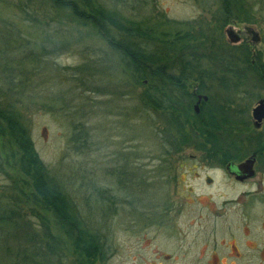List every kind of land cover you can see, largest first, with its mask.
Masks as SVG:
<instances>
[{"label": "rangeland", "instance_id": "obj_1", "mask_svg": "<svg viewBox=\"0 0 264 264\" xmlns=\"http://www.w3.org/2000/svg\"><path fill=\"white\" fill-rule=\"evenodd\" d=\"M23 1L0 0V47L2 37L11 41L4 56L0 48V68H14L21 58L20 67L27 74L15 68L13 78H25L29 84L20 96L10 95L9 101L18 110L41 161L61 184L79 217L101 238L104 258L93 264H207L206 251H197L192 243L195 237L204 241L205 226L196 223L202 210L195 205L183 206L175 195L177 183L179 190L186 189V184L197 185L192 174L185 179L169 154L182 150L179 136L167 130L156 112L139 103L137 97L143 88L128 85V72L125 75L117 56L92 27L60 18H47V25L32 27L29 19H22ZM236 1L246 20L222 24L220 0H98L116 17L137 23L141 29H156L157 34L171 40L176 34H190L196 39L190 44H201L203 53L221 52L228 46L249 50L248 60H254L259 72L249 73L247 84L234 90L238 98L217 87L202 93L199 96L207 97L203 107L225 104L227 95L237 100L231 104L254 105L264 97V81L259 78L260 73L264 77V0ZM38 2L33 0L35 8ZM41 5L45 8L43 2ZM229 26L241 31L244 42L231 44L227 40L225 30ZM246 28L258 34V44L250 43ZM20 42H28L29 50L37 53L42 46L49 51L39 65V74L31 75L32 63L15 50ZM79 67L87 70V76L97 74L96 78L103 80L96 84V92L79 76L73 77ZM195 85L191 82L189 92ZM75 125L87 131L84 144L80 138L72 141ZM165 138L171 141L170 146L164 144ZM196 193L203 195V190ZM187 199L191 203L190 197ZM29 207L18 200V226L9 231L17 236L0 237V264H14L23 247V235L25 239L26 234L41 235ZM47 219L51 227L52 218ZM57 233L63 251L55 245L53 251L31 248L25 251L26 263L41 261L39 253L47 255V264H80L82 260L72 251L70 241ZM41 238L37 239L39 244Z\"/></svg>", "mask_w": 264, "mask_h": 264}, {"label": "trees", "instance_id": "obj_2", "mask_svg": "<svg viewBox=\"0 0 264 264\" xmlns=\"http://www.w3.org/2000/svg\"><path fill=\"white\" fill-rule=\"evenodd\" d=\"M41 2L45 8L41 7ZM20 4L24 7L20 8L22 19H29L32 27L47 25V18H60L70 24L92 27L105 41L108 50L117 56L125 75L128 72V85L143 88L137 97L139 103L145 109L156 112L167 126V130L173 131L179 137L193 135V119L203 118L202 115L192 119L189 117L193 103V94L189 92L191 82L196 83L197 93L206 94L217 87L237 97L236 89L247 84L249 73L259 72L250 64L248 58L251 53L246 47L245 51L228 46L221 52L203 53L201 44H190L196 41L190 34H176L171 40L167 35L157 34L156 29H141L136 27L137 23L116 17L111 9L105 8L98 0H40V8L34 7L33 0H25ZM219 12L222 24L244 21L247 18L236 0H220ZM242 15L245 18L242 19ZM1 41L3 45L0 48L4 49V56L11 41L6 40V37H2ZM54 48L56 51L64 50L63 47ZM15 50L21 52L26 62L32 63L29 73L34 76L39 74V65L47 59L49 52L44 46L41 53L31 51L28 42H20ZM7 60L13 65L12 60ZM19 61L15 63L14 68H0V237L16 235L9 234V231L18 226L17 218L20 212L16 206L20 200L25 206H30L31 216L37 219L35 225L39 227L41 235L26 234V239L22 236L23 247L19 248L14 264H28L26 261L29 259L25 251L31 248L35 251H53L55 245V248L60 247L63 251L57 231L70 241L72 251L82 260L80 264H93L104 258L101 238L79 217L61 184L41 161L18 110L14 103L9 101L10 95L20 96L29 84L25 78H13L12 72L15 68L23 72V75L27 74L20 67L22 63ZM86 71L79 67L73 77L79 76L83 83H88L87 86L91 87L94 93L98 90L96 84L103 83V80L96 78L97 74L87 76ZM259 78L264 81L261 73ZM227 97H224L223 103H236V99H231L228 95ZM246 97L252 98L250 95ZM246 97L242 98L247 99ZM86 137L84 126L73 127V142L80 138L84 144ZM163 140L164 144L171 143L166 138ZM48 217L52 218L51 227ZM39 237H42L40 244L37 242ZM60 254L62 252L59 257ZM37 255L41 261L34 259L31 264L48 263L47 255Z\"/></svg>", "mask_w": 264, "mask_h": 264}, {"label": "flooded vegetation", "instance_id": "obj_3", "mask_svg": "<svg viewBox=\"0 0 264 264\" xmlns=\"http://www.w3.org/2000/svg\"><path fill=\"white\" fill-rule=\"evenodd\" d=\"M254 63L250 61L260 69ZM196 91H191L189 117L203 118L193 119V135L179 137L182 150L169 153L185 179L192 174L197 184H186L184 190L175 185L183 206L202 210L196 223L205 226L204 241L195 237L192 243L197 251H206L207 264H264V114L260 123L253 118L257 103L203 107V99L198 103L202 93Z\"/></svg>", "mask_w": 264, "mask_h": 264}, {"label": "water", "instance_id": "obj_4", "mask_svg": "<svg viewBox=\"0 0 264 264\" xmlns=\"http://www.w3.org/2000/svg\"><path fill=\"white\" fill-rule=\"evenodd\" d=\"M248 31L250 33V40H249L250 43L253 45L258 44L259 40H260L258 34L252 28H249ZM225 34H226L227 40L231 44H239L242 41V38L240 37V35L235 31V29L232 26L227 27V29L225 30ZM201 99L206 101L207 97L206 96H198V103ZM198 103L194 106L195 112L198 111ZM263 114H264V100L261 99L257 102V106L253 109V118L258 123H260L262 120Z\"/></svg>", "mask_w": 264, "mask_h": 264}]
</instances>
